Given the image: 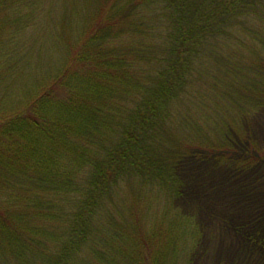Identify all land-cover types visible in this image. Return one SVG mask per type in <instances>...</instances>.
<instances>
[{
	"label": "trees",
	"instance_id": "trees-1",
	"mask_svg": "<svg viewBox=\"0 0 264 264\" xmlns=\"http://www.w3.org/2000/svg\"><path fill=\"white\" fill-rule=\"evenodd\" d=\"M36 1L0 0V50L21 46L4 30L23 12L34 21ZM78 4L71 18L61 0L59 67L33 92L11 96L0 82V264H108L105 246L120 248L119 264H165L160 247L200 239L175 214L186 156L264 171V146L249 130L264 110V0ZM89 129L114 139L91 151ZM254 180L264 191V172ZM32 187L46 197L30 199ZM152 204L170 208L150 218ZM243 223L232 234L254 230ZM253 233L250 243L264 241Z\"/></svg>",
	"mask_w": 264,
	"mask_h": 264
},
{
	"label": "rangeland",
	"instance_id": "rangeland-1",
	"mask_svg": "<svg viewBox=\"0 0 264 264\" xmlns=\"http://www.w3.org/2000/svg\"><path fill=\"white\" fill-rule=\"evenodd\" d=\"M78 1L81 2V0ZM78 1L68 0L69 7L66 8V11L71 18H76L77 11L80 12L79 4L77 5ZM81 6L83 7V4ZM29 12L32 13L34 21L26 15L27 12H23L21 15L25 14L24 18L20 20L17 27L8 26L4 30L5 36L13 34L16 40L22 42L21 46L18 44L16 51L12 47L15 44L14 42L9 44L10 49L8 52L3 49L0 50V59L3 58L2 54L6 57L0 63V77H4L1 78L0 82H2L3 87L9 90L11 96L16 92L21 94L32 85H34V88L29 91L33 92L41 82L40 77L49 74L53 70L55 71L59 67L58 63L61 57L59 45L62 47V43H57L55 34L59 33L60 27L57 20L58 18L61 20L64 13L61 0L36 1L33 7L29 8ZM150 21L156 24V21ZM18 61L22 64H17ZM30 70H32V74L26 75ZM184 88L186 87L184 86ZM13 89L16 91L15 93L12 92ZM186 89L190 91V88ZM192 89L198 91L196 85H193ZM207 98L203 100L206 102ZM190 101L194 102L193 100ZM208 104L211 107L210 102ZM109 116L112 125L119 121V119L116 121L115 116ZM252 117L249 121L251 135L261 146H264V110L260 113L257 112ZM91 131L89 129L86 140L90 142L91 151L97 150L96 144H99L101 140L110 142L114 139V135L105 129L101 132L92 131L90 133ZM68 135H71V132H68ZM68 135L66 134V139ZM188 158L191 159L186 156L185 161ZM28 159V162L34 160L32 156ZM96 159L94 157L91 162ZM185 161L178 166L182 184L185 186L182 194L176 200L180 209L175 214L180 221L181 231H183V226H186V223H188L191 230L196 226L200 239L199 241H197V238L195 239V246L192 240H189L188 243H177V248L180 244V249H185L180 257L178 255L179 251L177 252V248L175 249L173 245L160 247L159 251L165 257V264H175V262L176 264H217L220 262L224 264H264V241L250 243L247 239L254 235V231L260 235L264 234V191L259 187L260 181L254 180L255 177L259 178L264 171L256 170L254 176L252 172L247 173L244 169L228 170L234 165L228 166L225 170L220 164H216L214 160L207 157H203V159L194 157L187 163ZM81 166L86 167L87 164L82 163ZM87 171L88 169L82 170L83 174L86 173V175ZM2 175L3 172L0 167V177ZM86 175H80V178L84 179ZM0 180L3 179L0 178ZM250 181L255 182V186L249 192H247L248 189L244 192L242 188L253 183ZM42 196L46 197V194L40 189L32 187L28 191V197L32 200H37ZM152 205L155 207L151 210L150 218L160 214V211H164L166 207L170 208V205ZM248 217L253 220L250 229L253 227L254 230L246 232L247 235L232 234L234 233L232 227L238 226L246 229L243 221ZM35 218L38 219L37 215H35ZM40 223L42 222L40 221ZM226 223V229L222 230ZM195 233L197 234V231ZM109 247L111 246L102 247L103 253L105 256H115V259L108 263L114 264L116 259H120L118 256L120 248L117 249L115 254L113 251L108 250L111 249ZM100 250L102 251V249ZM185 256L187 258L184 260ZM89 260L90 264H105L101 259ZM115 264H119V261H116Z\"/></svg>",
	"mask_w": 264,
	"mask_h": 264
}]
</instances>
